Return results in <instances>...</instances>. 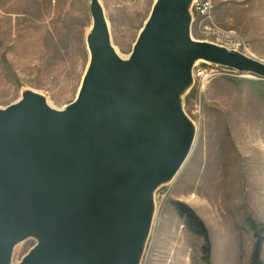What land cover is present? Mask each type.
Segmentation results:
<instances>
[{
	"label": "water",
	"instance_id": "1",
	"mask_svg": "<svg viewBox=\"0 0 264 264\" xmlns=\"http://www.w3.org/2000/svg\"><path fill=\"white\" fill-rule=\"evenodd\" d=\"M193 0H154L121 56L90 0L88 62L63 108L25 89L0 107V264H140L156 203L196 132L198 61L264 79V61L191 35ZM36 242L12 263L17 243Z\"/></svg>",
	"mask_w": 264,
	"mask_h": 264
},
{
	"label": "rangeland",
	"instance_id": "2",
	"mask_svg": "<svg viewBox=\"0 0 264 264\" xmlns=\"http://www.w3.org/2000/svg\"><path fill=\"white\" fill-rule=\"evenodd\" d=\"M153 1L99 0L119 55L132 50ZM89 3L0 0V107L25 89L42 93L55 108L74 99L88 62ZM213 3L219 29L264 61V0ZM193 77L183 108L195 122V137L179 172L155 192L140 264H250L257 240L264 263V79L203 61ZM35 242L17 243L12 263Z\"/></svg>",
	"mask_w": 264,
	"mask_h": 264
},
{
	"label": "built area",
	"instance_id": "3",
	"mask_svg": "<svg viewBox=\"0 0 264 264\" xmlns=\"http://www.w3.org/2000/svg\"><path fill=\"white\" fill-rule=\"evenodd\" d=\"M213 8V0H193L191 30L194 29L202 40H208L229 48L242 49L243 40L233 38L232 35H228L219 29L213 18Z\"/></svg>",
	"mask_w": 264,
	"mask_h": 264
},
{
	"label": "trees",
	"instance_id": "4",
	"mask_svg": "<svg viewBox=\"0 0 264 264\" xmlns=\"http://www.w3.org/2000/svg\"><path fill=\"white\" fill-rule=\"evenodd\" d=\"M187 222L191 223L190 219L187 218ZM198 224H201L200 221H198ZM256 234H258L257 230H256ZM204 248L205 249L207 248V250H208L209 249V245H206V243H205ZM250 264H264L262 259H261V257H260V240H257L255 245H254V250L252 252V257H251Z\"/></svg>",
	"mask_w": 264,
	"mask_h": 264
},
{
	"label": "bare ground",
	"instance_id": "5",
	"mask_svg": "<svg viewBox=\"0 0 264 264\" xmlns=\"http://www.w3.org/2000/svg\"><path fill=\"white\" fill-rule=\"evenodd\" d=\"M122 56H124V55H122Z\"/></svg>",
	"mask_w": 264,
	"mask_h": 264
}]
</instances>
